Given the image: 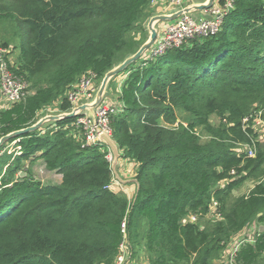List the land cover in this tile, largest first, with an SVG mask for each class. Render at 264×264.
<instances>
[{"label": "trees", "instance_id": "1", "mask_svg": "<svg viewBox=\"0 0 264 264\" xmlns=\"http://www.w3.org/2000/svg\"><path fill=\"white\" fill-rule=\"evenodd\" d=\"M150 2L0 0V21L19 22L8 33L19 49L11 70L27 84L20 101L0 109V136L33 124L55 101L58 112L71 109L72 84L86 73L98 84L120 54L145 40L134 47L139 40L128 34L147 33ZM125 72L123 106L108 127L121 157L137 164L136 196L110 188L109 150L78 136L77 117L19 136L20 153L0 155V264H113L123 220L132 257L213 264L236 233L264 224V151L259 146L253 157L240 148L256 146L244 119L264 110V0H233L216 33L144 54ZM177 109L191 116L186 125H174ZM37 159L61 174L60 183L33 176ZM257 176L229 202L233 189ZM213 201L219 219L203 226ZM263 253L261 230L240 243L233 264H258Z\"/></svg>", "mask_w": 264, "mask_h": 264}, {"label": "built area", "instance_id": "2", "mask_svg": "<svg viewBox=\"0 0 264 264\" xmlns=\"http://www.w3.org/2000/svg\"><path fill=\"white\" fill-rule=\"evenodd\" d=\"M162 1L165 4L167 3L170 10L180 9L184 6L183 0H151L150 3L155 5L161 3ZM216 2V6L214 3L210 9L205 10L204 14H201L200 16H192L185 13L176 18L175 22L169 21L159 24L158 36L150 48L145 52L146 57L150 58L164 52L167 49L180 47L195 37H204L216 33L221 27L224 14H226V12L232 7L233 0H216ZM6 51L5 47H0V109L8 107L14 102L20 101L25 96L27 89V84L17 78L11 70V67L15 66H11L9 61L6 60ZM96 86L95 74L86 73L82 75L76 81V85L74 87L73 85L71 86L72 90L70 89L67 91V99L71 104V108L78 105L80 101L89 99L93 95ZM106 99L96 109V125L93 124L92 120L87 115L78 116L75 121V127L80 130V134L78 136H81L88 145L100 143L97 138L98 133L96 128L111 134L108 127L109 115L119 112L122 109L123 105L118 100L114 103H108ZM5 101L7 104L3 106ZM257 121L264 124V110L253 111L244 119L245 124L250 122L252 129L256 125ZM16 142V140H13L12 142L5 144V146L0 150V155L3 152H15L16 154H19L20 146H14V144L16 145ZM247 152L249 156L253 155L252 149L249 148ZM108 158L111 160V156H108ZM189 221L195 222L196 216L190 215ZM121 228L124 240L119 246V253L117 254L113 264H127L128 254L125 255L124 253V249L127 247L125 220H123Z\"/></svg>", "mask_w": 264, "mask_h": 264}, {"label": "water", "instance_id": "3", "mask_svg": "<svg viewBox=\"0 0 264 264\" xmlns=\"http://www.w3.org/2000/svg\"><path fill=\"white\" fill-rule=\"evenodd\" d=\"M214 1L215 0H190L188 4H186L180 9H171L168 12L152 13L147 19L144 26L147 32L145 40L138 46V48L134 52L127 53L123 56L122 59L118 60L112 65L111 68L105 71L101 80L97 84L93 95L89 99L80 101L78 105L72 107L67 111H60L57 113L46 112L39 116L33 124L0 136V150L10 140H14L19 136L27 134L28 132L40 129L46 124L57 122L62 119L75 118L81 115H87L92 120L93 124L96 125V109L110 94L109 90L111 87V83L116 77L124 73L130 65L134 64L137 60H139L150 48V46L154 43L155 39L158 36L159 23L174 20L185 13L190 14L192 16H197L198 13L204 14L205 10L210 9L214 5ZM96 131L98 133V141L104 144L111 153L110 168L115 179L121 184L135 183L136 196L139 190L138 180L135 177L124 179L116 170L121 157V152L116 142L112 138L111 134L105 131H101L99 128H96ZM20 174L24 175V172L21 171Z\"/></svg>", "mask_w": 264, "mask_h": 264}, {"label": "rangeland", "instance_id": "4", "mask_svg": "<svg viewBox=\"0 0 264 264\" xmlns=\"http://www.w3.org/2000/svg\"><path fill=\"white\" fill-rule=\"evenodd\" d=\"M199 14H197L198 16ZM165 22H169V21H164V22H160L159 24L165 23ZM170 22H175L174 20H170ZM145 23V22H144ZM14 24H19V22L17 21H7V20H2L0 21V47L3 48V46L1 45L2 42H8V45L6 47V56L7 59L9 61V63L11 64V66H17V56H18V46H15L16 41L14 39H8V33H11L12 28L11 25ZM138 31L134 30L131 33L128 34V37L130 35L135 36V38L138 35ZM146 36V33L143 32L141 35V39H139V41H137L134 45L137 46L139 44V42ZM129 53V52H128ZM127 53L124 52L122 54H120L119 56H121V58L126 55ZM116 79V78H115ZM114 82V80H113ZM113 82L111 83V85L113 84ZM76 85V83L73 84V87ZM72 90L71 87H69L68 90ZM67 90V91H68ZM115 91V89H113ZM111 91V92H114ZM70 92V91H69ZM68 92V93H69ZM110 93V91H109ZM68 94L66 93V96ZM58 104L59 101H55L52 104H50L49 106H47L44 110H42L38 116H41L42 114L46 113V112H50V113H57L58 112ZM57 108V109H56ZM176 115H177V120L175 122L174 125L177 124H183L186 125V123L188 121L191 120V116L184 112L182 109H177L176 110ZM211 123L213 124H217L218 120L215 116H212L210 119ZM254 133H255V138H254V143H257L256 146H241V149H246L248 151V149H252V156L255 157L256 153L258 152V147L260 146L261 151H264V124L262 122H256V125L253 127ZM197 132L201 135V140H206V135L198 128ZM108 156H111L110 153ZM120 165V168H119ZM117 166L116 170L117 172L120 174L121 177H128V178H133V174L136 171V168H134V166L132 165L131 161H128L126 159H124L122 157V159L120 160V163ZM264 166V164L262 165ZM32 169V168H31ZM33 172V171H32ZM46 174L55 177L54 174H50L48 173L44 167L41 168V166H36L34 168V172H33V176L36 177V179L38 180H42L45 183V176ZM21 175V174H20ZM261 178L259 176L257 177H249L247 179H245V181L237 188L233 189L231 194H230V198H229V202H231L233 200V198L242 195V194H246L248 193V191L251 189L252 186H254V184L256 182H258ZM115 177H114V181H115ZM225 182L221 183L219 185V187L224 186ZM127 186H130L132 189L134 188V183H127L124 184ZM135 188L132 190L131 193V197L132 195L135 193ZM130 197V198H131ZM133 198V197H132ZM131 198V199H132ZM219 219V214L216 212V204L213 201L211 203L210 206V211L203 217V219H200L199 222L200 224H202L203 226H210L212 225L216 220ZM198 220V218L196 217V221ZM264 230V224L263 223H259L258 221H253L251 222L247 227H245L242 231L236 233L230 243L227 245V247L223 250V252L220 255V258L215 260L213 262V264H233V255H234V251L236 249V247L239 245L240 241H245V240H252L258 233V231ZM124 253L125 255H127V247H125L124 249ZM186 264V263H185ZM258 264H264V253L262 254L261 258L258 261Z\"/></svg>", "mask_w": 264, "mask_h": 264}, {"label": "crops", "instance_id": "5", "mask_svg": "<svg viewBox=\"0 0 264 264\" xmlns=\"http://www.w3.org/2000/svg\"><path fill=\"white\" fill-rule=\"evenodd\" d=\"M190 0H183V2H184V6L186 5V4H188V2H189ZM215 6H216V4H217V2H216V0H215ZM150 9H151V12L152 13H155V12H159V13H161V12H168L170 9H169V6L167 5V3L165 4L163 1L161 2V3H158V4H155V5H152L151 3H150ZM151 13V14H152ZM199 15L198 16H200L201 14L200 13H198ZM149 18V17H148ZM147 18V19H148ZM147 19L145 20V23H146V21H147ZM145 23H144V26H145ZM141 35L142 34H140V33H138V35H137V37H136V39L137 40H139L140 38H141ZM146 36H147V33H146ZM145 36V37H146ZM123 58V57H122ZM126 76H127V72H125V73H122V74H120L118 77H116V79H114V82H113V84L111 85V87H110V94L108 95V97H107V99H106V101L108 102V103H114V102H116L117 101V97H118V93L120 92V88H121V84H122V82H123V80L126 78ZM76 83V82H75ZM73 85V84H72ZM113 89H115V91L113 90ZM111 91H114V92H111ZM7 104V102L5 101L4 103H3V106H5ZM14 146H17V144L15 145L14 144ZM121 152V151H120ZM13 154H15L16 155V153L15 152H13ZM122 159V157H120V160ZM120 160H119V163H120ZM127 160V159H126ZM128 161H130V160H128ZM131 163H132V165L134 166V168H137V164L134 162V161H131ZM41 166V168L42 167H44V165H43V163H42V161H40L39 159H37L34 163H32L31 164V168H32V171L34 172V168L36 167V166ZM119 168H120V165H119ZM44 169L48 172V173H50V174H54L55 175V177H53V176H50V175H48V174H46V176H45V183L41 180V182L43 183V184H49V183H60V181H61V174L59 173V172H57V171H54V170H48V169H46L45 167H44ZM136 172V171H135ZM135 172H134V174H133V178H134V176H135ZM35 177V176H34ZM36 178V177H35ZM123 178V177H122ZM124 179H128V177H124ZM110 188L112 189V190H114V191H116V192H118V191H121V192H123V193H125L126 195H127V197L130 199V197H131V193H132V190L135 188V191H136V185H135V183H134V188L132 189L130 186H127V185H124V184H121V183H119L117 180H115V181H113V183L110 185ZM134 191V192H135ZM135 194V193H134ZM134 194L132 195V197L134 196ZM253 240V239H252ZM246 241V240H245ZM241 242H243V241H240L239 242V245H240V243ZM249 242H251V241H249ZM127 254H128V258H127V264H148V261H147V259H146V257L144 256V254L143 253H140L139 254V256L137 257H132L131 255H130V250H129V247H128V245H127ZM233 257H234V255H233ZM187 264H189V263H187Z\"/></svg>", "mask_w": 264, "mask_h": 264}]
</instances>
